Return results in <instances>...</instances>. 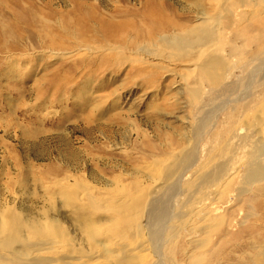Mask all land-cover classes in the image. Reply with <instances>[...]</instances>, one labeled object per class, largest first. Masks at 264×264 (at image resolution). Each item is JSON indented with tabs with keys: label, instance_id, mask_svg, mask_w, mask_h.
Returning <instances> with one entry per match:
<instances>
[{
	"label": "rangeland",
	"instance_id": "1",
	"mask_svg": "<svg viewBox=\"0 0 264 264\" xmlns=\"http://www.w3.org/2000/svg\"><path fill=\"white\" fill-rule=\"evenodd\" d=\"M225 3L242 11L240 0ZM215 5L213 0H0V223L54 232L65 229L80 247L85 229H102L106 234V229H126L130 235L126 244L134 249L143 245L129 254L139 258L134 264H168V245L171 264H185L186 251L198 264H250L257 253L249 243L264 244V176H253L242 194L234 190L239 176L249 174L251 166L231 175L227 169L207 188L205 200L214 202L209 213L204 209L199 221L194 207L183 219L196 229L184 223L176 232L170 230L165 204L144 217L134 194L135 186L140 190L150 184L147 179L161 158L155 157L171 148L181 155L202 124L206 130L195 139L198 154L210 146L213 133L226 130L227 118L242 115L245 99L235 95L245 76L250 84L248 72L256 61L243 69L236 66L240 53L252 45L248 35L262 33L264 0L255 6L262 11L259 15L243 20L236 16L233 27L222 26L228 33L219 36L223 41L219 48L229 74L215 88L200 80L194 61L159 58L170 51L165 43L162 47L159 40L140 42L150 24L148 15L161 13L165 20L188 27ZM261 39L264 46V34ZM259 50L254 43L246 51L253 56ZM253 79L249 92L262 93L264 67ZM226 85L236 94L221 95L220 88ZM209 94L216 99L210 100ZM222 103L225 109L214 114ZM259 109L258 119L245 115L243 122L248 134L259 131L264 138V106ZM207 168L202 174L212 172L213 167ZM68 174L70 179L85 180L92 195H106L100 197L96 212L87 202H80L84 208L77 203L82 199L80 187L76 198L57 190L55 181ZM121 187L133 195L118 208L107 196L117 197ZM94 258L90 264H111ZM262 259L258 258L263 264Z\"/></svg>",
	"mask_w": 264,
	"mask_h": 264
},
{
	"label": "bare ground",
	"instance_id": "2",
	"mask_svg": "<svg viewBox=\"0 0 264 264\" xmlns=\"http://www.w3.org/2000/svg\"><path fill=\"white\" fill-rule=\"evenodd\" d=\"M213 1L216 5L209 11H204L201 15L199 14L201 17L197 18L198 21L188 27H183V25L176 22L165 20L161 13H154L152 15L153 17L148 15L149 19L147 20L150 21V24L145 35L142 33L140 42L143 43V45H148L156 43L155 40H159L158 43H160L162 47L165 43V46L169 48L170 51L166 56L164 55V57L158 56L159 58L171 60V57L179 56V58H182L183 62L194 61L200 80L202 79L209 87L215 88L219 86L220 81L227 78L229 74L226 73V69L224 68L222 51L219 48V43L223 42L219 36H224L228 33L222 26L227 25L229 27H233L232 24L236 16L240 18L239 20H243L244 17H248L252 14L259 15L262 11H257V8H255L257 1L259 2L260 0H240L241 5L239 7H242V11L240 12L237 11V8L233 6V4L227 5L225 3L226 0H223L222 3L221 0ZM262 20H258L257 22ZM259 28L262 33L259 36H251L249 34L248 40L252 45L256 43L260 50L255 52V56H252L250 52L246 51L248 46L252 45H247L240 53V59L236 66L237 69H243L244 67L246 68V64L252 63L254 60L256 61L253 71L249 70L248 72V81L250 84H246L247 76H245L246 79L242 85V89H240V92L238 93L239 95H235L236 97L240 96L242 99H245L243 102L244 104L241 105L240 109L245 113L243 114L242 112V115L238 116L234 115L233 119H231L232 117L227 118V121L225 123L223 122L226 130L223 132L220 131L218 134L213 133L210 138L212 144L210 143V146L207 149L203 148V151H200L198 154V150L196 151L198 140L195 139L201 136L202 132L200 133V131H203L204 133L206 130V126L202 124L200 125V128H196L193 131L191 135L192 141H190L191 139L189 140L190 142L188 146L182 147L181 151L179 149L182 153L181 155H177V152H174V154L173 150L175 149L171 148L169 151L164 152L161 156L155 157L161 158L159 159L160 161L156 162V166H152L153 172L150 174V179L146 178L150 184L144 189L142 188L139 190V187L137 188V186L134 188V194H136L135 199L137 204L141 206V213H144V217L151 214L154 210H158L165 204L167 206L165 216L168 219L170 218L172 221L170 230L177 231V229L181 227L180 225L185 223H183V219L187 218L188 214L191 213L188 211H191L194 207L198 209L199 221L204 218L202 215L204 209H206L207 213H209V207L214 202H209L208 204L207 200H205V195L206 193L208 194V187H210L211 184L216 183L215 181L220 175L227 173V169L232 170V172L230 171L231 175L234 172L238 173V170H241L246 165L252 167L249 174H242L239 176L236 183L237 186L234 190L238 194H242L249 190V181L253 178V176H255L256 179L263 178L264 172L261 162L264 161V138L261 137L259 131L248 134L247 131H249V129H245L244 126L246 124L243 122L245 115H247V117L249 115L257 116L258 119V114L260 112L259 108L264 106V91L257 95L249 92L250 90H253L251 87L254 83V73L257 74L259 69L264 67V46L261 39L264 34L263 22L259 23ZM179 29L181 31L176 33ZM115 31L116 29L114 32ZM140 42L135 44L139 47ZM13 45L15 46V44ZM209 50L213 52L210 53ZM193 52H195L194 60L191 58ZM246 54H250V60H247L248 58H246ZM231 89L232 87L230 85H226L220 88L219 92L222 93L221 95L227 92L236 94L235 89L232 91ZM209 95L211 96L210 100L215 98L214 94ZM258 95H260V98ZM247 98H249V101ZM222 109H225L223 103L221 106H216L213 109V113L215 114V112H221ZM255 120L256 119H253V121ZM191 151L192 155L190 156L189 153ZM238 151L241 152L239 157H237ZM207 167H213V170L209 168L212 172L208 173V175L202 174L203 170ZM70 177L71 176L68 174L55 181V184L60 187V189L57 190H59L62 195H65V193H71L72 196L76 198L77 196L75 195V192L79 190L80 187L82 199L75 200L78 201L77 203H79L80 206H84V204L80 203L81 201H84L85 203L87 202L86 204L92 208L93 212H96L100 197L106 195H104V193H100V195L98 194L97 196L92 195V191L89 192L90 185L87 184L85 180L81 181L77 176L72 177V179H70ZM115 182L117 181L114 179V183ZM135 191L139 193H136ZM78 192L80 195V191ZM132 195L133 193L131 194L127 189L121 187V189L118 190L116 195L117 197L110 195L107 197H110L114 201L112 204H117L118 208H123L121 206L124 204L122 200ZM247 200L246 202L250 201ZM72 201L73 200H71V202ZM126 204L127 201H125V205ZM134 206H136L135 200L133 207ZM135 209H137V207H135ZM109 210H112V208ZM132 211L134 210L132 209ZM139 218H141V216ZM4 222L5 221L2 220L0 223V264H90L92 258L94 257H102L105 260L111 261V264L139 263V258L132 259L129 257V254L134 251L138 252L141 250L143 245L140 246V243H138V245L137 242H134V244L136 243L138 245L135 250L133 247L131 248L129 244H126L125 239H128L125 234V231H127L126 229H106L107 234L102 229H85L82 233H80V235H82L80 247V243L75 245L73 244L74 241L71 239V235L69 236L65 229H58L57 232L48 229H22V225H20V227H13V225L10 224L5 226L3 225ZM165 227L166 225L164 226V229ZM188 229L191 230L196 228L188 226ZM21 230L24 231H22V235L20 232ZM128 236L130 237V235ZM249 246L251 249H255L257 253L255 256L253 255L254 257L250 260V264H262L260 263L261 260H258V258L261 256V258L264 259V244L251 241ZM165 249L166 261L167 263L169 262L168 264H171L172 258L169 259L168 256L170 254L169 250H171L169 245ZM196 249L197 245H194V251ZM190 253L192 252L186 251L183 262L185 264H198L195 263L193 259L188 257ZM160 254L158 256H160ZM94 260L96 259L94 258Z\"/></svg>",
	"mask_w": 264,
	"mask_h": 264
}]
</instances>
